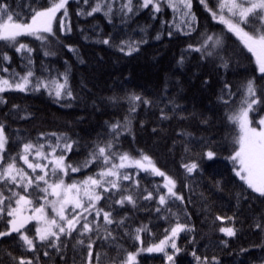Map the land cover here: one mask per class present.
<instances>
[{
	"label": "snow or ice",
	"instance_id": "6c2138e0",
	"mask_svg": "<svg viewBox=\"0 0 264 264\" xmlns=\"http://www.w3.org/2000/svg\"><path fill=\"white\" fill-rule=\"evenodd\" d=\"M197 2L210 19L225 25L227 31L238 38L254 58L255 70L264 80V0ZM70 3L77 4L75 15L78 17H94L100 13L109 23L114 17H119L122 24L145 10L150 13L151 19H156L169 9L172 19L161 21L162 25H168L166 35L172 37L175 32L190 38L195 33L199 38L197 44H188L184 52L200 53L201 60H211L225 70L234 62L227 53L223 35L206 28L200 30L198 17L193 11V0H45L47 6H41L39 0H23L15 6L9 0H0V105L8 103L3 96L7 92L43 91L57 103L69 101L62 105L65 107H71L70 101L78 99L70 83L67 62L63 72L43 63L37 68L33 57L36 50L23 42L25 38L38 41L45 57L56 55L50 46L52 43L59 44L76 54L79 62L83 63L78 49L63 45L60 40L61 35L66 37L72 32ZM82 5H86L87 9ZM18 8L26 9V12L18 11ZM161 35L158 32L154 38L159 40ZM98 42L111 46V37ZM146 42L121 40L116 47L131 56L139 51L140 43ZM5 49L19 54L20 71L11 66L12 56ZM184 61L182 54L177 63L183 65ZM237 94L239 98L233 106L232 98ZM164 99H167L165 107L171 105L170 111L175 115L179 105L174 100ZM218 99L228 108L226 120L237 129L232 139L233 154L227 159L232 162L235 175L247 188L264 198V114H261L264 112V84L257 85L253 76L242 81L233 92L232 86L225 83ZM108 100L111 103L126 101L128 115L122 120L106 122L104 137L98 136L86 143L73 139L67 132L40 133L36 138H29L20 135L18 129L9 131L10 121L28 118L18 116L19 105H12L0 118V253L4 257L0 259V264H45L41 256L46 257L48 262L53 260V256H58L61 264H108L109 260L110 264H139L141 253H159L167 264H176V257L182 251L177 244L180 234L195 231L191 223L181 222L182 216L190 219V214L185 196L177 190L178 179L158 167L142 149L133 155L132 152L122 151L120 143L122 136L134 135L130 117L137 108L140 105L159 106V102L135 93L109 97ZM160 118L171 119L163 109ZM207 122L206 119L201 121ZM178 135L192 137L191 133L183 130ZM181 143L184 152L189 153L188 141L182 140ZM201 143L207 149L202 152V159L215 160L217 152L208 147L211 141L202 139ZM81 148L84 150L83 159L70 161L69 154L74 151L79 154ZM180 167L184 172L180 177L182 180L203 171L195 161L182 162ZM89 170L91 174L83 175L82 179L72 177V174H83ZM141 173L146 177H161L162 183L153 184L149 190L138 179ZM141 201H154L156 206L149 211L169 223L163 238L147 247L143 246V234H152L149 227L151 221L133 227L129 223L131 217L119 215V210L126 206L139 208ZM174 207L176 211H173ZM113 212L117 214L114 216ZM215 220H227L232 225L219 227L220 233L227 237L236 236L234 217L216 216ZM252 227L264 232V214ZM117 232L122 236L118 237ZM121 238L138 242L139 247L136 251H126L118 243ZM223 243L226 246V241ZM109 246L117 253L115 257L108 258L100 251ZM257 247L264 250V244ZM10 249L20 254L15 255ZM191 255L197 264H220L215 256L209 259L198 256L195 251ZM257 259L259 264H264V256Z\"/></svg>",
	"mask_w": 264,
	"mask_h": 264
},
{
	"label": "trees",
	"instance_id": "16d2710c",
	"mask_svg": "<svg viewBox=\"0 0 264 264\" xmlns=\"http://www.w3.org/2000/svg\"><path fill=\"white\" fill-rule=\"evenodd\" d=\"M9 2L15 6L23 0ZM209 3L212 4L213 0H209ZM39 4L47 6L45 0H39ZM82 6L87 9L86 5ZM76 8V3H70L72 32L66 37L61 35L60 40L63 45L78 49L83 63L79 62L76 54L59 44L52 43L50 46V50L56 55L45 57L38 41L25 38L23 42L36 50L33 57L37 68L43 63L46 67L63 72L67 62L70 83L78 99L70 101L71 107H65L62 105L69 101L57 103L43 91L4 93V99L8 103L0 105V118L4 117L12 105L20 106L18 116H28L27 119L10 121L9 131L18 129L20 135L29 138H36L40 133L67 132L73 139L86 143L98 136L104 137L106 122L122 120L128 115L126 101L111 103L109 97H124L135 93L158 101L159 106L140 105L137 108L136 113L130 117L134 135L122 136L120 143L122 151L132 152L133 155L142 149L162 170L178 179L177 190L185 196L187 212L190 214V219L182 216L181 222L191 223L195 226V231L180 234L177 244L182 251L176 257V264H197L191 255L193 251L198 256H207L209 259L215 256L220 264H259L257 258L264 256V250L257 246L264 244V232L252 226L264 214V198L247 188L235 175L233 164L227 159L233 154L232 139L237 129L226 120L228 108L218 99L225 83L232 86L233 92L242 81L253 76L256 77L257 85L264 84L255 70L254 58L243 48L238 38L227 31L225 25L210 19L197 0H193V11L198 17L200 30L206 28L223 35L227 53L233 57L234 62L228 70L217 67L211 60H201L200 53L184 52L188 44L198 43L199 38L195 33L190 38L175 32L172 37L166 35L168 25H162L161 21L172 19L169 9H165L164 14L156 19H151L150 13L145 10L122 24L119 17H114L113 22L109 23L100 13L94 17H78L75 15ZM17 10L26 12V9ZM140 29L144 31L141 32ZM158 32L162 35L161 39L156 40L154 37ZM85 36L88 39H84ZM109 37L111 46L98 42ZM121 40L147 42L140 43L139 51L127 56L116 47ZM5 51L12 56L11 66L20 71L19 54L9 49ZM182 54L185 61L183 65H179L177 61ZM164 98L174 100L179 105L175 115L170 111L171 105L165 107L167 99ZM238 98L239 94L232 98L233 106ZM161 109L171 119L162 120ZM205 119L208 122L201 123ZM182 130L191 133L192 137L179 136L178 133ZM202 139L211 141L208 147L217 152L215 160L202 159V152L207 150L202 147ZM182 140L188 141L191 150L189 153L184 152ZM83 156L84 150L81 148L79 154L75 151L69 154V160L76 162L83 159ZM191 161L199 163L203 171L194 173L187 180L180 179L184 175L180 164ZM86 174H91V170L83 174H72V177L82 179ZM138 179L149 190L153 184L162 183L161 177H146L143 173ZM185 184L189 187H184ZM155 206L154 201H141L137 209L129 205L119 210L120 216L131 217L129 223L133 227L151 221L149 227L152 234H143L144 247L157 243L163 238L164 229L169 227L168 222L158 219V214L149 211ZM173 211H176L175 207ZM116 214L113 212L114 216ZM216 216L235 218V237H227L218 231L219 227L232 225L227 220H215ZM29 235L32 233L29 232ZM116 235L122 236L119 232ZM225 241L226 246L223 243ZM118 243L126 251H136L139 247L138 242L127 238L119 239ZM242 249L250 251L242 252ZM10 250L15 255L20 254L14 249ZM100 251L106 253L108 258L117 255L111 246ZM3 258L0 253V259ZM41 259L45 264H61L58 256H53L51 262L43 256ZM138 261L139 264H167L159 253H141Z\"/></svg>",
	"mask_w": 264,
	"mask_h": 264
},
{
	"label": "rangeland",
	"instance_id": "374dc122",
	"mask_svg": "<svg viewBox=\"0 0 264 264\" xmlns=\"http://www.w3.org/2000/svg\"><path fill=\"white\" fill-rule=\"evenodd\" d=\"M154 160V159H153ZM157 164V163H156ZM158 166V165H157ZM159 167V166H158ZM145 247H147V246H145Z\"/></svg>",
	"mask_w": 264,
	"mask_h": 264
}]
</instances>
